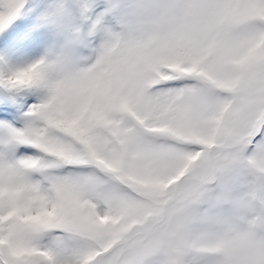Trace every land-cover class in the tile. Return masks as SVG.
Returning <instances> with one entry per match:
<instances>
[{
	"label": "snow or ice",
	"instance_id": "6c2138e0",
	"mask_svg": "<svg viewBox=\"0 0 264 264\" xmlns=\"http://www.w3.org/2000/svg\"><path fill=\"white\" fill-rule=\"evenodd\" d=\"M0 264H264V0H0Z\"/></svg>",
	"mask_w": 264,
	"mask_h": 264
}]
</instances>
